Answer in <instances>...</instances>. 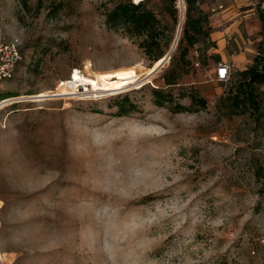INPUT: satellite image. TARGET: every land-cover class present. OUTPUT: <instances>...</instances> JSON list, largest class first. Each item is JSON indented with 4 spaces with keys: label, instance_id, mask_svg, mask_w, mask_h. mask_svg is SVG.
<instances>
[{
    "label": "rangeland",
    "instance_id": "rangeland-1",
    "mask_svg": "<svg viewBox=\"0 0 264 264\" xmlns=\"http://www.w3.org/2000/svg\"><path fill=\"white\" fill-rule=\"evenodd\" d=\"M232 1L219 0L229 13L220 26L207 10L209 35L193 45L181 31L149 83L93 97L52 93L75 70L143 76L154 64L141 39L106 25L114 0H0V38L16 40L22 56L0 83V95L16 94L0 99L3 264H264V88L258 109L242 107L235 89L264 28L258 9ZM145 4L166 55L177 26L168 0ZM217 27L222 35L211 36ZM220 62L226 83L215 76ZM158 88L171 95L162 107ZM191 95L206 107L174 112ZM124 96L135 108L115 117Z\"/></svg>",
    "mask_w": 264,
    "mask_h": 264
},
{
    "label": "trees",
    "instance_id": "trees-1",
    "mask_svg": "<svg viewBox=\"0 0 264 264\" xmlns=\"http://www.w3.org/2000/svg\"><path fill=\"white\" fill-rule=\"evenodd\" d=\"M186 4L185 21L182 26V34L184 40L193 45L198 41V36L204 34L208 36L205 25L208 24L207 10L197 6L199 1L202 5L207 0H184ZM113 7L105 13V23L108 27L114 30H121L126 35L141 39L139 46L143 48L145 55L154 63L164 57L165 52L161 49L159 34L161 30L160 21L155 13L149 9L145 0L139 2H132L131 0H114ZM167 13L171 17L173 23L177 25V9L176 0H168ZM263 9H258V18L264 28V0H261ZM213 32V31H212ZM211 32V34H212ZM258 52L261 56H256L252 65L244 70L238 71L237 76L236 99L242 104V107L248 105L253 108L259 107L257 99V91L259 87L264 88V47L260 48ZM219 62L221 58L216 57ZM14 76V75H13ZM229 80V78H228ZM167 86L174 85L175 81L171 79H164ZM16 96L14 93H4L0 95V99ZM152 96L154 97V104L158 107L164 106L171 101V95L164 92L162 89H153ZM190 105L184 106L176 104L174 112H196L198 108H205L207 101L203 97L191 95ZM117 107L114 113L115 117L127 116L135 107L129 101L127 96H124L115 103Z\"/></svg>",
    "mask_w": 264,
    "mask_h": 264
},
{
    "label": "bare ground",
    "instance_id": "bare-ground-1",
    "mask_svg": "<svg viewBox=\"0 0 264 264\" xmlns=\"http://www.w3.org/2000/svg\"><path fill=\"white\" fill-rule=\"evenodd\" d=\"M138 1V0H136ZM184 15L183 11L179 12V19L176 26V31L174 35L171 47L165 57L170 55L174 50L182 31ZM164 59L162 57L158 61L154 62L153 66L147 70L145 75L137 73L135 69L128 68L123 70H118L112 73H98L94 74L92 77L81 75L77 70L71 74V80L61 82L59 87L52 93V95H65L72 94L76 91H87L92 94L93 97L103 96L105 93H117L128 91L131 89H138L144 86L146 83L150 82L151 71ZM45 96L41 93L37 97ZM0 264L2 262V256L0 253Z\"/></svg>",
    "mask_w": 264,
    "mask_h": 264
},
{
    "label": "built area",
    "instance_id": "built-area-1",
    "mask_svg": "<svg viewBox=\"0 0 264 264\" xmlns=\"http://www.w3.org/2000/svg\"><path fill=\"white\" fill-rule=\"evenodd\" d=\"M208 2L212 4L209 12H211L213 16L220 14L224 10V4L219 2V0H209ZM176 5L179 12H184V0H176ZM196 5L201 6L199 1L196 2ZM247 6L251 11L255 9H263L261 0H247ZM256 54L257 56H261V53L258 51ZM194 55L196 56L195 58H197L196 51L194 52ZM21 58L19 44L16 40L6 42L0 38V83L10 80L13 77ZM193 65L195 67L199 66L197 59L193 61ZM229 75L230 68L226 63L220 62L216 65L215 76L218 82L226 83Z\"/></svg>",
    "mask_w": 264,
    "mask_h": 264
},
{
    "label": "crops",
    "instance_id": "crops-1",
    "mask_svg": "<svg viewBox=\"0 0 264 264\" xmlns=\"http://www.w3.org/2000/svg\"><path fill=\"white\" fill-rule=\"evenodd\" d=\"M209 1V0H208ZM230 1H232V0H230ZM235 2V3H234ZM246 2H247V0H233L232 2H231V7L233 6V5H235V6H238V5H246ZM209 2H206V3H203L202 5H201V7H202V9H204V10H209V8H210V6H209V4H208ZM226 11H228V8H225V10H223L221 13H220V15L222 16L221 18H222V20L221 19H218V21H216L217 23H215L213 26H220V25H222V24H225V23H227V16H228V14L227 15H223ZM211 17V19L214 17V16H210ZM247 24V23H246ZM223 32V31H222ZM222 32H221V30L217 27V28H215L214 30H213V32H212V34H211V36H221L222 35ZM244 54H240V55H238V56H232L231 57V60L232 59H234L235 60V62L238 64V65H241L242 63H241V60H242V58L244 57L243 56ZM221 57H222V61H224L225 60V58H224V53L223 52H221ZM244 59H245V57H244Z\"/></svg>",
    "mask_w": 264,
    "mask_h": 264
},
{
    "label": "water",
    "instance_id": "water-1",
    "mask_svg": "<svg viewBox=\"0 0 264 264\" xmlns=\"http://www.w3.org/2000/svg\"><path fill=\"white\" fill-rule=\"evenodd\" d=\"M170 55L164 56V59L151 71L150 75H153L155 72H157L165 63V61L169 58Z\"/></svg>",
    "mask_w": 264,
    "mask_h": 264
}]
</instances>
